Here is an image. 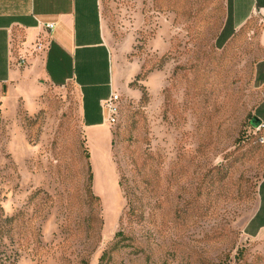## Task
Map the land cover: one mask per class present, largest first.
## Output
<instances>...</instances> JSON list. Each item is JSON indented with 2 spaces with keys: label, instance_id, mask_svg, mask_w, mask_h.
<instances>
[{
  "label": "rangeland",
  "instance_id": "rangeland-1",
  "mask_svg": "<svg viewBox=\"0 0 264 264\" xmlns=\"http://www.w3.org/2000/svg\"><path fill=\"white\" fill-rule=\"evenodd\" d=\"M101 4L109 155L75 84H0V264H264L258 18L232 31L227 0Z\"/></svg>",
  "mask_w": 264,
  "mask_h": 264
},
{
  "label": "crops",
  "instance_id": "crops-1",
  "mask_svg": "<svg viewBox=\"0 0 264 264\" xmlns=\"http://www.w3.org/2000/svg\"><path fill=\"white\" fill-rule=\"evenodd\" d=\"M227 8L232 31L258 18L264 50V0H227ZM37 18L54 22L55 29L48 33ZM39 38L48 46L33 52ZM116 72L101 0H0V84L9 91L18 86L14 80L24 77L56 86L75 84L88 142H103L108 155L112 132L101 101L118 91Z\"/></svg>",
  "mask_w": 264,
  "mask_h": 264
},
{
  "label": "built area",
  "instance_id": "built-area-1",
  "mask_svg": "<svg viewBox=\"0 0 264 264\" xmlns=\"http://www.w3.org/2000/svg\"><path fill=\"white\" fill-rule=\"evenodd\" d=\"M38 25L42 27L48 33H51L56 24L52 21H44L37 18ZM48 44L42 38L37 39L35 45L33 47V52H41L46 49ZM26 62V57H20V63L24 64ZM120 93L118 91H111L108 97L104 98L101 101V108L103 112V118L106 123L115 124L118 121L119 113H120ZM264 128V120H262L261 124L257 126V130H262ZM260 141L264 142V136L260 137Z\"/></svg>",
  "mask_w": 264,
  "mask_h": 264
},
{
  "label": "trees",
  "instance_id": "trees-1",
  "mask_svg": "<svg viewBox=\"0 0 264 264\" xmlns=\"http://www.w3.org/2000/svg\"><path fill=\"white\" fill-rule=\"evenodd\" d=\"M226 35L229 36V35H230V32H229V34L227 33ZM89 179H90V181L93 180V174H92V172H91V168H90ZM263 185H264V184H263ZM263 207H264V205H262V208H261V212H262V213H259V214H258L259 218L262 219V224H261V225L264 224V217H263V211H262V209H264ZM121 234L123 235V233L118 232V233L116 234V236H119V235H121ZM113 246H115L114 248H117L118 245H117V243H115ZM105 255H106V254H104V256H105Z\"/></svg>",
  "mask_w": 264,
  "mask_h": 264
},
{
  "label": "water",
  "instance_id": "water-1",
  "mask_svg": "<svg viewBox=\"0 0 264 264\" xmlns=\"http://www.w3.org/2000/svg\"><path fill=\"white\" fill-rule=\"evenodd\" d=\"M262 122V119H260L259 117H254L253 120H252V123L255 124V125H259L261 124Z\"/></svg>",
  "mask_w": 264,
  "mask_h": 264
}]
</instances>
